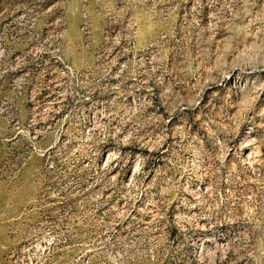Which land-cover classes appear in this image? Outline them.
Here are the masks:
<instances>
[{
	"label": "rangeland",
	"instance_id": "obj_1",
	"mask_svg": "<svg viewBox=\"0 0 264 264\" xmlns=\"http://www.w3.org/2000/svg\"><path fill=\"white\" fill-rule=\"evenodd\" d=\"M208 256L264 264V0H0V264Z\"/></svg>",
	"mask_w": 264,
	"mask_h": 264
},
{
	"label": "built area",
	"instance_id": "obj_2",
	"mask_svg": "<svg viewBox=\"0 0 264 264\" xmlns=\"http://www.w3.org/2000/svg\"><path fill=\"white\" fill-rule=\"evenodd\" d=\"M128 6H125V4H121V5H115V6H111L110 7V11L115 12L114 14H116L115 18L117 19L119 18H123L125 19V22L123 21L122 24L120 23L118 25V21L117 20H113V23H116L115 27L117 28V32L115 33V38L116 40L119 41H123L125 40H129V41H134L136 39V31L134 30L136 22L133 21L132 16L130 15L129 10H127ZM137 7H135L136 9ZM140 9H143L142 6H140ZM101 12V11H100ZM82 16L84 18L83 23H82V29L86 30L88 28V21L87 19L89 18V14L87 12V9H83L82 11ZM112 23V22H111ZM123 30H126V32H124ZM72 76L74 78H77V76H75L76 74L73 72V69L70 68ZM232 232H222L220 233L217 238H218V244H220V246L218 248L221 247L220 251H225L224 248L226 250H230L233 246V244L238 240V237L235 236V233H233V235L231 234ZM234 237V238H233ZM199 248V252L202 251L204 249V244H205V240L202 237L197 238L196 241ZM205 260H207L208 264H216L214 263V261L211 260V256H208ZM204 263V262H202Z\"/></svg>",
	"mask_w": 264,
	"mask_h": 264
},
{
	"label": "bare ground",
	"instance_id": "obj_3",
	"mask_svg": "<svg viewBox=\"0 0 264 264\" xmlns=\"http://www.w3.org/2000/svg\"><path fill=\"white\" fill-rule=\"evenodd\" d=\"M251 141H252V140H251ZM255 144H256V143H255ZM255 144H254V145H255ZM249 145H253V143H250V142L247 143V144H246V147L249 146ZM256 148H257V147H256ZM251 150H252V149H251ZM256 150H257V149H256ZM252 151H253V150H252ZM255 153H256V152H255ZM248 157H249V156H248Z\"/></svg>",
	"mask_w": 264,
	"mask_h": 264
}]
</instances>
